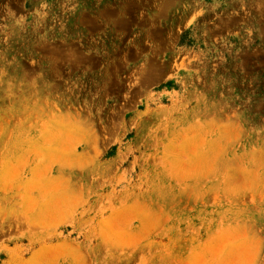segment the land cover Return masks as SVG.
I'll list each match as a JSON object with an SVG mask.
<instances>
[{"label": "rangeland", "instance_id": "374dc122", "mask_svg": "<svg viewBox=\"0 0 264 264\" xmlns=\"http://www.w3.org/2000/svg\"><path fill=\"white\" fill-rule=\"evenodd\" d=\"M0 264H264V0H0Z\"/></svg>", "mask_w": 264, "mask_h": 264}]
</instances>
